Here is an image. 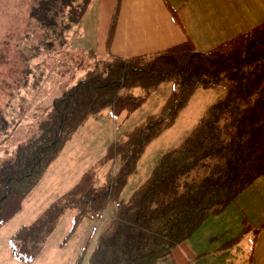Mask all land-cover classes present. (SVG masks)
I'll use <instances>...</instances> for the list:
<instances>
[{"label": "trees", "instance_id": "obj_1", "mask_svg": "<svg viewBox=\"0 0 264 264\" xmlns=\"http://www.w3.org/2000/svg\"><path fill=\"white\" fill-rule=\"evenodd\" d=\"M8 1L0 0V10ZM25 2L19 0L17 5L22 9ZM36 2L28 9L29 25L31 19L42 29L48 48L62 43L64 53L71 36L68 30L82 23L92 0ZM18 32L15 26L0 41V65L12 66L0 69V89L11 84L13 92L23 80H9V73L34 76L41 64L32 63L23 54L22 67L14 66L18 63L12 55L18 43L12 39ZM86 55L75 65L60 59L61 64L64 60L65 73H71L75 66L82 69L83 77L40 112L43 117L33 135L0 164V225L21 211L25 197L90 118L108 107L115 115L132 113L146 102L151 90L172 80L175 89L160 112L149 115L125 138L109 146L100 164L117 159L120 168L106 174L103 186L96 184L93 166L10 240L12 254L31 262L67 209L74 210L76 226L86 217H99L115 200L118 210L98 237L90 264H163L207 218L224 210L264 176V22L203 53L185 41L149 55L101 57L93 50ZM217 86L226 87V96L206 110L178 147L160 158L128 201L121 200V191L144 150L173 125L189 95L198 88ZM138 88L141 91L137 94ZM8 125L0 111V129L7 132Z\"/></svg>", "mask_w": 264, "mask_h": 264}, {"label": "rangeland", "instance_id": "obj_2", "mask_svg": "<svg viewBox=\"0 0 264 264\" xmlns=\"http://www.w3.org/2000/svg\"><path fill=\"white\" fill-rule=\"evenodd\" d=\"M18 3L19 0H9L0 10V41L9 29L18 26L19 32L12 39L18 43L12 55L18 63L14 66L22 67L23 54L32 63L41 64L34 76L26 77L19 71L9 73V80L12 77L23 80L17 91L13 92L11 84L0 89V111L9 121L7 132L0 129V164L13 157L14 149L33 135L38 120L43 117L40 112L67 85L83 77L81 70L65 74L64 64L60 63L65 46L56 42L48 48L42 29L31 19L29 25L28 9L36 5V0H26L22 9ZM262 22L264 0H92L80 26V35L73 34L77 26L68 30L72 37L67 48L73 49L70 57L75 61L81 59L82 51L93 50L101 57H133L153 54L185 41H191L198 52H204ZM11 67L0 65L3 70ZM174 89L172 80L164 81L150 91L146 102L134 112L115 115L108 107L76 131L25 197L21 211L0 225V264H90L98 237L118 210L115 200L107 204L99 217H86L76 226L74 210L67 209L31 262H22L12 254L11 236L69 191L93 166H96V184L103 186L106 174L120 168L117 159L100 164L109 146L125 138L127 132L149 115L158 114ZM4 90L13 95H7ZM140 91L136 89L137 94ZM226 93L225 86H217L198 88L189 95L173 125L144 150L136 171L128 176L121 191V200H129L152 174L160 158L178 147L205 111ZM172 262L264 264V176L240 192L224 210L207 218L163 264Z\"/></svg>", "mask_w": 264, "mask_h": 264}]
</instances>
